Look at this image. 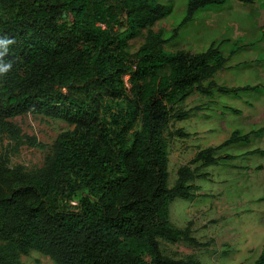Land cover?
I'll return each instance as SVG.
<instances>
[{"label":"trees","instance_id":"16d2710c","mask_svg":"<svg viewBox=\"0 0 264 264\" xmlns=\"http://www.w3.org/2000/svg\"><path fill=\"white\" fill-rule=\"evenodd\" d=\"M227 2L187 0L184 18L165 39L152 29L173 12L163 0H0L8 9L0 37L15 41L4 57L12 67L0 74V140L25 143L12 119L26 113L73 125L32 173L0 156V264H24L33 250L56 264H202L163 251L160 239L204 245L191 222L172 226L170 205L194 198L193 181L207 176L202 168L235 158L217 152L248 134L235 130L200 149L170 187L165 132L191 115L181 103L195 92L239 96L264 92V85H219L214 77L229 57L216 42L196 53L164 46L200 9ZM144 29V43L131 52L130 41ZM254 264H264V244Z\"/></svg>","mask_w":264,"mask_h":264},{"label":"rangeland","instance_id":"374dc122","mask_svg":"<svg viewBox=\"0 0 264 264\" xmlns=\"http://www.w3.org/2000/svg\"><path fill=\"white\" fill-rule=\"evenodd\" d=\"M173 5V12L152 29L163 31L169 39L186 14L187 0H163ZM8 9L0 5V16ZM148 30L130 41L135 52L144 43ZM213 42L229 57L226 68L214 80L222 86L264 85V0L242 3L228 0L222 6L200 9L194 19L183 26L174 39L165 44L169 51L206 50ZM235 53L231 54L232 49ZM207 84V82H205ZM181 107L193 109L181 121L171 122L165 132L169 146V185L173 187L181 165L190 164L196 153L218 146L235 130L248 134V141L233 143L218 150L233 159L202 168L206 177L193 181L199 187L191 199L177 197L170 205V221L175 228L192 223L193 235L203 246L187 242L170 243L160 239L163 251L176 258L193 257L202 264H254L264 244V92H243L239 96L195 92ZM237 110V111H235ZM12 121L22 128L25 143L18 145L7 136L0 140V156L8 158L10 167H22L32 173L45 165L58 135L73 125L45 116L26 113ZM183 129L187 135L169 136ZM259 153H251L253 150ZM199 164H192L197 167ZM24 264H56L48 255L33 250L22 257Z\"/></svg>","mask_w":264,"mask_h":264},{"label":"clouds","instance_id":"9594fccd","mask_svg":"<svg viewBox=\"0 0 264 264\" xmlns=\"http://www.w3.org/2000/svg\"><path fill=\"white\" fill-rule=\"evenodd\" d=\"M14 39H10L7 36L0 37V74L7 73L11 67V62H5L4 57L7 55L9 51V45L13 44Z\"/></svg>","mask_w":264,"mask_h":264}]
</instances>
